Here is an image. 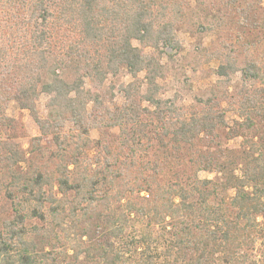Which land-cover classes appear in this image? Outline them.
I'll return each mask as SVG.
<instances>
[{
	"label": "trees",
	"instance_id": "trees-1",
	"mask_svg": "<svg viewBox=\"0 0 264 264\" xmlns=\"http://www.w3.org/2000/svg\"><path fill=\"white\" fill-rule=\"evenodd\" d=\"M4 213L0 264H264V0H0Z\"/></svg>",
	"mask_w": 264,
	"mask_h": 264
},
{
	"label": "rangeland",
	"instance_id": "rangeland-1",
	"mask_svg": "<svg viewBox=\"0 0 264 264\" xmlns=\"http://www.w3.org/2000/svg\"><path fill=\"white\" fill-rule=\"evenodd\" d=\"M180 39L183 41L184 46H187L188 43L193 42V38L189 37L188 35H184L182 33H178ZM201 42H203L205 45H208L211 43L213 40L212 35H206V36H201L199 39ZM217 63L216 62H211L209 65H204L203 67V73L201 74L200 77L198 78H193L188 79V82L184 83L182 79L184 77L180 78H173L172 75H168V77L165 80H162V90L160 96L162 98H176V102L178 103L179 106H184L190 104L192 100V95L194 93H200L203 90L210 88L212 85H214L215 81L217 79H221V77H217L213 72L212 69L216 67ZM240 74L238 73L236 76L232 77L228 83V88L227 91L229 93H235L237 92V89L239 88V85H237V82L239 81ZM186 78H189V76H186ZM131 79L130 76H125L123 77L124 81H129ZM122 100L120 94L118 92L115 93L114 96V102L119 103ZM45 95L41 94L39 97V100L37 101V109L39 111V114L41 117H45L47 108L45 106ZM228 107V104L223 103V108ZM230 109V108H229ZM227 110L225 114V118L228 123L232 124L235 118V113L233 110ZM6 113L7 116L11 118H16L19 119L20 122L22 123L25 131L23 136H21L18 141L19 144L23 146L24 149H28L29 147V141L31 138L38 136L39 135V130L36 125V123L33 121V119L30 117L29 113L27 110H22L18 107V105L14 101H10L7 104L6 107ZM71 124L67 123L66 127H70ZM93 136H96V133L93 132ZM222 144L233 150H240L242 145H241V139L240 138H232L230 140H226L225 142H222ZM28 154V153H27ZM22 169H26V164L21 163L20 164ZM199 177L202 179H214L217 180L220 175H215L214 173H209V172H204L201 171L199 172ZM12 216H9V214L4 213L0 214V230L2 228V223L3 221L7 219H11ZM135 224L132 222V225ZM131 225V222H130Z\"/></svg>",
	"mask_w": 264,
	"mask_h": 264
}]
</instances>
